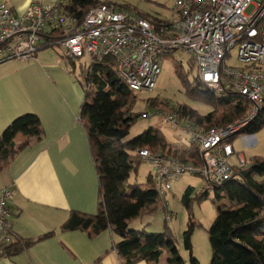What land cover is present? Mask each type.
<instances>
[{"label": "built area", "instance_id": "1", "mask_svg": "<svg viewBox=\"0 0 264 264\" xmlns=\"http://www.w3.org/2000/svg\"><path fill=\"white\" fill-rule=\"evenodd\" d=\"M63 2L66 0H31L19 14L1 2L0 65L29 61L44 45H57L65 61L85 57L91 65L95 58H114L117 78L139 94L153 92L161 56L175 51L190 56L199 82L216 95L231 93L244 98L246 114L232 124L205 131L181 124L176 108L169 105V111L147 117H157V129L188 135L189 144L198 148L201 164L185 163L168 149L155 152L145 147L138 154L151 167L161 206H165L172 181L184 175L198 176L205 182L203 191L215 193L214 186L233 174L230 159L234 150L226 139L264 111V0H173L175 19L158 31L142 17L111 4L91 8L76 23L62 13ZM52 30H58L60 38L46 40ZM234 47L239 66L226 67L224 61ZM239 167L248 168L241 155ZM13 196L12 188L3 189L0 195V253L3 247L17 243L9 226L12 212L8 201ZM171 215L166 211L167 221Z\"/></svg>", "mask_w": 264, "mask_h": 264}, {"label": "trees", "instance_id": "2", "mask_svg": "<svg viewBox=\"0 0 264 264\" xmlns=\"http://www.w3.org/2000/svg\"><path fill=\"white\" fill-rule=\"evenodd\" d=\"M99 4L115 6L109 0H66L61 8L64 15L70 16L73 21L79 23L91 8ZM138 16L148 21L157 31L161 26L169 25L172 21L157 18L150 20L142 13H138ZM52 31L51 36H48L46 40L55 41L60 38L58 30ZM52 46L44 45V47ZM66 62L70 65L73 78L84 89L79 120L83 122L88 137L100 188V202L96 215L72 212L61 230L91 229L98 233L110 229L119 237V241L113 248L120 257L121 264H136L139 261L158 264L164 248L168 250V264H185L178 254L170 229L147 234L145 231L129 229L128 223L138 216L145 215L148 211L155 210L159 202L161 204L154 190L151 170L143 182H137L138 168L140 164H143L138 150L145 147L155 152L168 149L185 163L199 166L201 160L198 148L189 143V146L185 148L173 146L168 142L163 130L155 127H150L134 139L125 141L131 126L140 114L133 112L136 96L116 76L115 59L109 56L95 58L91 65L83 64L81 59ZM200 85H202L200 82L195 88L192 85H185L186 91L191 95L202 97L205 104L210 106V110L202 115L186 105H179L175 107L177 113L174 112L181 124L207 131L232 124L246 114L248 105L244 98L231 93L216 95L207 88L206 90L200 88ZM155 103V100L150 102L151 106H155ZM263 125L264 111L260 112L249 126L230 136L226 141L232 145L236 136L245 132L254 133ZM169 131L174 137L178 132L177 130ZM18 134L40 141L43 131L39 118L34 114L19 116L2 132L0 172L26 145L15 148L14 139ZM186 136L189 141V136ZM177 140L181 143L186 139L179 134ZM239 156L240 154L237 155ZM232 167V176L218 184L220 191L215 192V199H213V203H216L223 197L226 203L220 206L215 220L208 229L211 252L208 264H264V157H252L245 170L235 165ZM132 174H134L133 180L130 179ZM187 188L181 198L186 209L190 207L193 200L191 194L194 190L193 187ZM128 189L131 191L129 194ZM205 196L207 192L202 191L196 199L200 200ZM165 198V206L161 207L166 215L168 210ZM192 231L190 227L184 233L182 242L190 253V264H199L192 256L190 243ZM49 236L44 235L38 239ZM31 244V240L9 244L3 247L0 256L16 255Z\"/></svg>", "mask_w": 264, "mask_h": 264}, {"label": "crops", "instance_id": "3", "mask_svg": "<svg viewBox=\"0 0 264 264\" xmlns=\"http://www.w3.org/2000/svg\"><path fill=\"white\" fill-rule=\"evenodd\" d=\"M1 2L19 14L31 0ZM48 48L39 49L29 61L12 60L0 66V135L25 114L36 115L43 131L40 141L18 134L15 148L26 145L0 172V195L6 187L14 190L8 201L11 232L17 242L32 241L16 255L0 256V264H121L113 248L119 237L110 229L61 230L72 212L96 215L100 188L79 120L84 91L61 53ZM148 224L131 230L148 234ZM44 235L50 236L38 239ZM164 255L158 264H168Z\"/></svg>", "mask_w": 264, "mask_h": 264}, {"label": "rangeland", "instance_id": "4", "mask_svg": "<svg viewBox=\"0 0 264 264\" xmlns=\"http://www.w3.org/2000/svg\"><path fill=\"white\" fill-rule=\"evenodd\" d=\"M105 1V0H101ZM112 1L117 8L126 9L138 15L142 13L150 20L154 18L171 21L175 19L173 13V0H109ZM251 8L247 10L249 14ZM48 50H54L61 53L59 46L55 45ZM230 56L225 59L224 64L226 67H237L239 64L236 61V48L230 50ZM65 61V60H64ZM83 64L87 65V58L81 59ZM2 63L1 65L5 64ZM0 65V66H1ZM160 73L156 78L155 87L153 92L150 93H134L136 99L134 101L133 112L139 113L140 117L131 126L128 136L125 141H129L139 136L143 131L150 127H155L157 117L148 118L150 113L160 115L169 111L167 106L178 107L179 105H186L191 109L197 111L199 114H206L210 110V106L205 104L202 97L191 95L187 93L185 85L192 87L198 86L197 70L193 59L190 56L183 54L181 51L166 53L159 59ZM182 77H180V75ZM200 88L205 89L200 85ZM155 100V106H151L150 102ZM168 142L173 146H189L188 137L183 132H177L176 138L169 130H163ZM184 136L185 141L179 143L177 140L178 135ZM235 154L231 157L230 162L239 166L238 154L244 157V160L249 163L252 157H264V125L254 133H242L235 137L232 142ZM150 166L147 164H140L138 168L137 182L141 183L145 180L150 171ZM133 175L130 179L133 180ZM193 187L194 190L191 194L192 202L190 207L186 209L181 202L187 187ZM12 188V187H6ZM205 188V182L199 177L184 175L177 180L172 181L171 190L165 198L167 201L166 209L170 212L171 218L166 220L165 210L161 207L159 202L158 207L153 211H148L145 215L138 216L129 222V228H140L146 225V231L149 233L163 232L167 228L170 229L174 244L185 264H190V253L183 246V236L186 231L192 227L190 243L192 245V256L199 264H208L211 257L210 246L208 243V229L216 218L217 212L221 205L226 203L222 197L216 203L215 193H207V196L202 197L200 200L196 199ZM219 186H214V191L219 192ZM13 189V188H12ZM14 191V190H13ZM166 253L163 257L168 256V250L162 249V253ZM167 259V258H166ZM163 262V261H162Z\"/></svg>", "mask_w": 264, "mask_h": 264}, {"label": "bare ground", "instance_id": "5", "mask_svg": "<svg viewBox=\"0 0 264 264\" xmlns=\"http://www.w3.org/2000/svg\"><path fill=\"white\" fill-rule=\"evenodd\" d=\"M158 29V28H157Z\"/></svg>", "mask_w": 264, "mask_h": 264}]
</instances>
